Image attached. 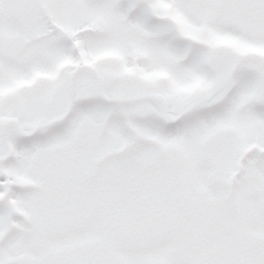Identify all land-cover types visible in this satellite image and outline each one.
<instances>
[{"label":"snow or ice","instance_id":"snow-or-ice-1","mask_svg":"<svg viewBox=\"0 0 264 264\" xmlns=\"http://www.w3.org/2000/svg\"><path fill=\"white\" fill-rule=\"evenodd\" d=\"M0 264H264V0H0Z\"/></svg>","mask_w":264,"mask_h":264}]
</instances>
